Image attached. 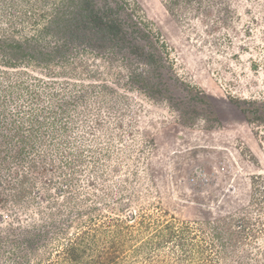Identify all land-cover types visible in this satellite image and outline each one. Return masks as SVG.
I'll use <instances>...</instances> for the list:
<instances>
[{
  "label": "rangeland",
  "instance_id": "374dc122",
  "mask_svg": "<svg viewBox=\"0 0 264 264\" xmlns=\"http://www.w3.org/2000/svg\"><path fill=\"white\" fill-rule=\"evenodd\" d=\"M130 2L159 71L95 42L47 61L0 43V264H52L88 229L104 246L112 219L135 238L125 264L155 232L142 220L189 223L212 264H264V0ZM60 4L0 0V38L38 35Z\"/></svg>",
  "mask_w": 264,
  "mask_h": 264
},
{
  "label": "trees",
  "instance_id": "16d2710c",
  "mask_svg": "<svg viewBox=\"0 0 264 264\" xmlns=\"http://www.w3.org/2000/svg\"><path fill=\"white\" fill-rule=\"evenodd\" d=\"M60 7L52 21L46 23L38 32L40 36L44 35V32L54 30L58 45L44 52L39 45L32 43L37 42L38 35L24 42L4 36L0 38V43H3L4 48L11 49L8 50L9 53L13 51V54L20 55L22 59L30 55L34 47L31 56L47 61L54 54L64 56L69 50V42H79L82 50L95 42L99 50L116 47L130 69L134 61L140 60L139 64L150 66L154 69L153 71H159L163 57L153 44L148 24L142 16L137 14V8L131 4L130 0H61ZM25 44H27L26 47L30 46L28 51L25 49ZM160 45L162 47L163 44ZM12 61L15 59H10L8 62L10 66L14 65L11 64ZM132 75L135 77L134 80L139 82L144 73L133 70ZM141 85L149 89L147 84L141 82ZM23 151L24 148L21 147L18 153ZM142 221L145 228L155 229V232L141 239L138 244L129 247L132 255L131 264L213 263V258H209L210 254H206L212 244L205 240H203L204 244L200 243L201 240L197 242V235L189 223L176 224L174 221L161 223L156 220L145 224ZM108 222H113L118 228H112L111 223L107 224V227H111L109 228L111 230H108L111 235L107 236L108 240L103 243L104 246L100 243L101 235L98 236L96 230L93 232L91 229L84 230L69 238L63 248L57 252V257L52 264H125L126 261L129 262L125 242L126 239L135 240V238L131 234L123 233V227H120V224L124 223L122 220L112 219ZM228 235L230 239L233 232Z\"/></svg>",
  "mask_w": 264,
  "mask_h": 264
}]
</instances>
